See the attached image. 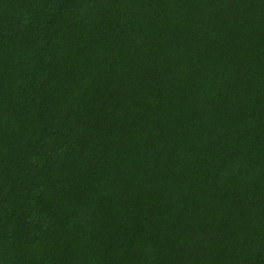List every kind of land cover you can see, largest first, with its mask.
Instances as JSON below:
<instances>
[{"label":"trees","instance_id":"1","mask_svg":"<svg viewBox=\"0 0 264 264\" xmlns=\"http://www.w3.org/2000/svg\"><path fill=\"white\" fill-rule=\"evenodd\" d=\"M0 264H264V0H0Z\"/></svg>","mask_w":264,"mask_h":264}]
</instances>
